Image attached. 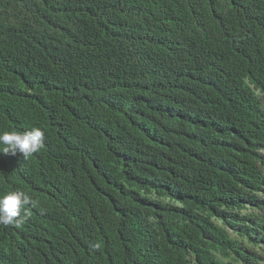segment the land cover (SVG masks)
Masks as SVG:
<instances>
[{
  "label": "trees",
  "instance_id": "trees-1",
  "mask_svg": "<svg viewBox=\"0 0 264 264\" xmlns=\"http://www.w3.org/2000/svg\"><path fill=\"white\" fill-rule=\"evenodd\" d=\"M188 1L0 0V130L45 133L0 264H264V0Z\"/></svg>",
  "mask_w": 264,
  "mask_h": 264
},
{
  "label": "clouds",
  "instance_id": "clouds-1",
  "mask_svg": "<svg viewBox=\"0 0 264 264\" xmlns=\"http://www.w3.org/2000/svg\"><path fill=\"white\" fill-rule=\"evenodd\" d=\"M191 1L189 0L188 2ZM199 9L200 5L194 9V12ZM76 17H70V21H73ZM178 24L179 22L172 23L171 27ZM155 31L156 34L162 35L165 30ZM18 56L22 61L13 68L19 73L22 81L28 83L30 79H33L39 85L45 84L46 75L43 76L40 71L29 73L27 67L29 63L26 62L29 57L25 53H21ZM38 65L36 61L33 62L32 66L38 70ZM2 111L5 110L2 109ZM24 129V131L0 130V144L4 146L0 149V152L11 155L20 153L24 158L38 152L45 139L44 128L40 127L38 123H32L24 126ZM35 206L36 201L23 190L16 189L0 192V245H7L8 249L14 252L33 242L35 236L23 220L31 214L30 209ZM8 225H13L14 233L11 240L7 233Z\"/></svg>",
  "mask_w": 264,
  "mask_h": 264
}]
</instances>
